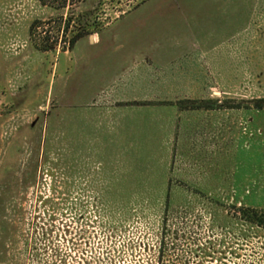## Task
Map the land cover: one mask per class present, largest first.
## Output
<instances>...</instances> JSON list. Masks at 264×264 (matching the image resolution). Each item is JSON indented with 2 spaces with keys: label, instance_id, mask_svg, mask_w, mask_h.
I'll return each mask as SVG.
<instances>
[{
  "label": "rangeland",
  "instance_id": "rangeland-1",
  "mask_svg": "<svg viewBox=\"0 0 264 264\" xmlns=\"http://www.w3.org/2000/svg\"><path fill=\"white\" fill-rule=\"evenodd\" d=\"M0 39V264H264V0H0ZM109 39L215 50L225 132H72Z\"/></svg>",
  "mask_w": 264,
  "mask_h": 264
},
{
  "label": "crops",
  "instance_id": "crops-1",
  "mask_svg": "<svg viewBox=\"0 0 264 264\" xmlns=\"http://www.w3.org/2000/svg\"><path fill=\"white\" fill-rule=\"evenodd\" d=\"M85 38L92 46L102 43L98 33L77 42ZM126 42L128 45L116 47L109 39L108 49L87 60L88 75L73 81V94L81 95L85 83L94 90L87 98L79 96L72 103V132H225L222 102L208 100V90L218 87L207 84V74L216 66L215 50H137L130 49L128 39ZM70 55L71 51L63 53L57 74L67 70ZM193 73L197 74L194 81ZM188 101L199 106L188 109ZM162 106H169L171 111L161 112ZM99 110L103 117L96 119L92 111Z\"/></svg>",
  "mask_w": 264,
  "mask_h": 264
},
{
  "label": "trees",
  "instance_id": "trees-1",
  "mask_svg": "<svg viewBox=\"0 0 264 264\" xmlns=\"http://www.w3.org/2000/svg\"><path fill=\"white\" fill-rule=\"evenodd\" d=\"M82 37H79V39ZM77 41V40H76ZM257 110H264V100L255 103ZM240 220L246 225L256 228L264 233V210L245 207L240 210Z\"/></svg>",
  "mask_w": 264,
  "mask_h": 264
},
{
  "label": "flooded vegetation",
  "instance_id": "flooded-vegetation-1",
  "mask_svg": "<svg viewBox=\"0 0 264 264\" xmlns=\"http://www.w3.org/2000/svg\"><path fill=\"white\" fill-rule=\"evenodd\" d=\"M45 7H47V5H44ZM89 17V16H88ZM88 21H89V19H88Z\"/></svg>",
  "mask_w": 264,
  "mask_h": 264
}]
</instances>
